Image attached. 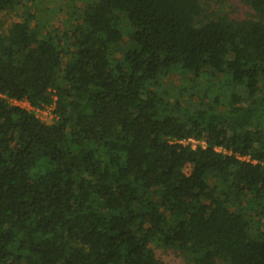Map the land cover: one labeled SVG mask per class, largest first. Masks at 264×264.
<instances>
[{
  "label": "trees",
  "instance_id": "trees-1",
  "mask_svg": "<svg viewBox=\"0 0 264 264\" xmlns=\"http://www.w3.org/2000/svg\"><path fill=\"white\" fill-rule=\"evenodd\" d=\"M39 1L0 0V94L56 97L0 98V264H264V0Z\"/></svg>",
  "mask_w": 264,
  "mask_h": 264
},
{
  "label": "rangeland",
  "instance_id": "rangeland-1",
  "mask_svg": "<svg viewBox=\"0 0 264 264\" xmlns=\"http://www.w3.org/2000/svg\"><path fill=\"white\" fill-rule=\"evenodd\" d=\"M65 0H40V11H37V15L42 16L43 18L49 19L47 22V27L53 26L57 27L61 23L62 19V7ZM48 10V11H46ZM64 11V9H63ZM47 12V13H46ZM227 13L229 17L237 20L246 19L252 14V11L244 6L239 0H231L228 5ZM9 19H14L12 15ZM179 80L174 78L173 76L169 77L168 84L169 85H178ZM154 254L156 259L160 262V264H184V262L179 258L175 253L171 251H161L154 250Z\"/></svg>",
  "mask_w": 264,
  "mask_h": 264
},
{
  "label": "built area",
  "instance_id": "built-area-1",
  "mask_svg": "<svg viewBox=\"0 0 264 264\" xmlns=\"http://www.w3.org/2000/svg\"><path fill=\"white\" fill-rule=\"evenodd\" d=\"M0 98L6 100L7 103L11 106H15V107H18L22 110H25L27 112L32 113L41 122L50 124L51 122L56 120V115L54 113L56 97L54 94L51 95V102L48 105H45V106H42L39 108H34V107L30 106L29 103L25 99H22V100L8 99V98H6L5 95H2V94H0ZM179 143L182 145L189 144L192 148H194L196 145H200L201 147H204L203 142H198V141L192 140V139H188L186 141L185 140L180 141ZM215 151L220 152L221 149L216 148ZM237 158L241 161H249L248 157H238L237 156ZM251 163L254 164L256 162L252 161ZM262 165L264 167V164H262Z\"/></svg>",
  "mask_w": 264,
  "mask_h": 264
}]
</instances>
